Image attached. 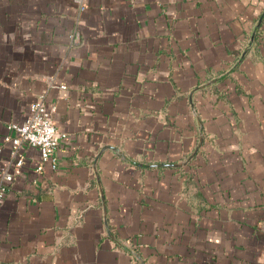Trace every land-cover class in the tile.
<instances>
[{
    "label": "crops",
    "instance_id": "0c3cea01",
    "mask_svg": "<svg viewBox=\"0 0 264 264\" xmlns=\"http://www.w3.org/2000/svg\"><path fill=\"white\" fill-rule=\"evenodd\" d=\"M4 167L0 264H264V0H0Z\"/></svg>",
    "mask_w": 264,
    "mask_h": 264
},
{
    "label": "built area",
    "instance_id": "2783aa9c",
    "mask_svg": "<svg viewBox=\"0 0 264 264\" xmlns=\"http://www.w3.org/2000/svg\"><path fill=\"white\" fill-rule=\"evenodd\" d=\"M61 86H64L63 84ZM40 95L30 102L25 118L19 122H9L7 124L10 133L4 136L5 140L12 143L10 164L19 166L23 161V156L19 152V146L27 143L34 146L39 151V163L36 170L42 169L44 165L55 168V150L59 145L60 135L57 131L55 121ZM12 173L8 168H0V191L4 190L2 181L10 180Z\"/></svg>",
    "mask_w": 264,
    "mask_h": 264
}]
</instances>
